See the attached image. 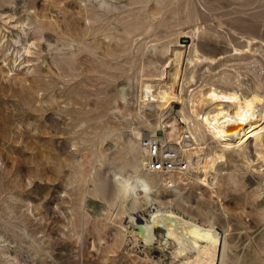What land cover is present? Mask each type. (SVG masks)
<instances>
[{
  "label": "rangeland",
  "instance_id": "1",
  "mask_svg": "<svg viewBox=\"0 0 264 264\" xmlns=\"http://www.w3.org/2000/svg\"><path fill=\"white\" fill-rule=\"evenodd\" d=\"M98 1L0 0V264H182L171 243L164 244L160 228L152 245L139 239L112 246L117 229L98 221L106 207L98 196L88 198L89 219L84 236L76 239L77 192L74 182H66L69 158L60 157L54 144L64 143L74 151L84 139L95 141L102 130L109 135L102 140L105 157L128 155L130 141L139 150L144 135L161 136L172 144L166 131L180 130V105L159 113L137 99L141 77H157L156 71L167 65L165 55L155 70L146 65L148 57L157 59L156 50L164 44L195 46L198 54L214 57V62L193 69V82L183 84L186 93L225 70L236 73L233 83L245 91L257 83L251 69L264 83V0H107L113 6L109 9ZM135 40L137 47L132 46ZM248 42L254 60L230 55L246 50ZM159 118L171 128L160 127ZM78 122L89 133L78 134ZM228 161L215 185L219 202L194 178H184L175 188L193 210L200 202L223 235L234 234L222 264H264V191L253 205H242L235 197L240 177L251 191L264 166L245 169L235 156ZM161 196L172 197L167 190H161ZM221 203L227 206L226 214ZM123 219L126 228L121 229L127 233L132 224L127 213ZM143 247H149L148 256Z\"/></svg>",
  "mask_w": 264,
  "mask_h": 264
},
{
  "label": "bare ground",
  "instance_id": "2",
  "mask_svg": "<svg viewBox=\"0 0 264 264\" xmlns=\"http://www.w3.org/2000/svg\"><path fill=\"white\" fill-rule=\"evenodd\" d=\"M97 5L107 9L112 6L107 0H99ZM133 29H124V32L129 33ZM133 36L130 39L134 41ZM116 38L125 39L118 35ZM133 44L132 46L137 47V40ZM250 44L248 42L246 50L238 49L230 55L233 58L254 60L256 58L252 53L254 48H251ZM165 45L156 50L157 59L148 57L146 65L155 70L156 62L161 55H165L167 65H162V68L156 71L157 77L152 75L141 77L137 99L139 104L146 105V107L154 105L159 113L168 110L174 103L180 105L177 119L175 117L178 123L182 124L179 127L180 130L178 132L166 131L170 140L173 141L172 144L167 143V145L176 150L177 159L180 161L176 162L172 168L148 172L145 167L146 151L142 145H139L140 149L138 150L135 141H130L129 145L127 143L128 155L119 153L118 157L112 155L105 157L102 140L104 141L103 137L109 135L105 136L106 131L103 130L96 134L98 136L95 141L84 139L83 142L86 143H82L74 151L67 150L69 146L64 143L55 142L54 146L59 156L69 158L68 165L70 166L64 169L67 174L66 182L69 185L74 182L77 192L74 205L77 208L79 222H76L78 225L74 228L79 227L74 230V237L81 238L86 229L84 224L89 219L88 198L98 196L106 203V207L98 214L100 216L98 221L102 225L113 224L117 229L113 236L112 246L118 247L127 240L133 242L139 241V239L144 242L145 246L152 245L155 229L160 228L165 233L164 244L171 243L175 248V257L182 264H222L227 243L233 239L234 234L230 231L227 235H223L218 230V223L214 220L213 215L207 212V209L204 210L200 202L193 207L195 209L193 210L190 204H187L188 200L182 198L179 190L175 187L176 183L184 181V178L185 180L194 178L196 182L205 186L212 195L216 196L219 202L221 197L217 193L215 185L222 175L221 171L225 161L235 156L245 169L264 166V83L258 76L259 72L251 69L256 75L257 83L255 82L254 89L245 91L236 85L237 82L233 83L237 77L236 73L225 70L208 80L210 82H203L204 85L200 84L186 93L183 90V84L193 82L196 77L193 69L199 65L214 62V57L198 54L195 46L184 48L180 45V47L169 48L168 45ZM216 52L217 55L222 54V51L216 50ZM230 55L229 57H231ZM217 60L219 59L217 58ZM168 123V121L159 118L158 125L165 130L171 128V126H167ZM81 125V122L74 125L80 128L78 134L89 133V128H82ZM98 127L97 131H99ZM77 129L71 131L75 132ZM113 130L112 132H114ZM92 133L95 134L93 131ZM92 133L90 134L92 135ZM138 134L137 131H134L135 137ZM158 137L160 142H164L160 138L161 136ZM89 138L91 137L89 136ZM182 162L185 164L184 167L181 165ZM237 168L240 170V167ZM239 172L241 175L244 174L243 168ZM259 177L260 180L257 181L256 188L251 191L247 189V182L244 181V178L240 177L239 191L235 195L237 199L241 200L238 203H242V205L247 202L251 205L257 203L259 196L264 191V170ZM161 190H167L172 197L164 200ZM141 200L144 201L143 204H141ZM47 204V202H43L42 205L47 208ZM221 206L222 212L226 214L227 206L222 203ZM192 210L198 214L203 212L205 217L195 216L191 212ZM125 213L130 219L129 223L132 224V229L127 232L129 234L121 229L126 228L123 219ZM225 219L228 222L227 215ZM135 226L137 227L134 228ZM30 243L32 244V242ZM80 243L81 241L78 243L79 246H81ZM144 248H147L144 255L148 256L149 247Z\"/></svg>",
  "mask_w": 264,
  "mask_h": 264
},
{
  "label": "built area",
  "instance_id": "3",
  "mask_svg": "<svg viewBox=\"0 0 264 264\" xmlns=\"http://www.w3.org/2000/svg\"><path fill=\"white\" fill-rule=\"evenodd\" d=\"M140 143L146 151L145 167L148 172L172 168L176 162L180 161L177 159L176 150L167 143L160 142L159 137L154 134L144 135Z\"/></svg>",
  "mask_w": 264,
  "mask_h": 264
}]
</instances>
